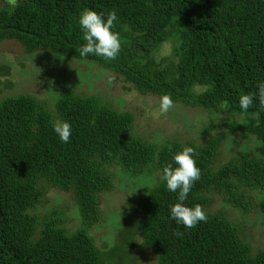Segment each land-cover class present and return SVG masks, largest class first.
I'll list each match as a JSON object with an SVG mask.
<instances>
[{
  "label": "trees",
  "instance_id": "16d2710c",
  "mask_svg": "<svg viewBox=\"0 0 264 264\" xmlns=\"http://www.w3.org/2000/svg\"><path fill=\"white\" fill-rule=\"evenodd\" d=\"M85 9L105 20L116 11L113 30L122 40L117 59L80 56L78 49L86 42L78 20ZM4 39L16 40L25 52L42 49L92 61L140 93L168 94L188 106L242 115L220 125L243 139L253 136L256 154L237 152L211 169L217 137L188 145L195 149L201 178L184 203L204 208L206 192L215 191L245 211L244 189L264 190V108L258 97L247 111L239 104L242 94L258 92L264 82V0H22L11 13L0 9ZM165 42L175 60H155L153 54ZM53 110L55 119L27 94L0 100V264H102L86 227L98 216L97 193L111 185L100 165L112 163L133 175L159 174L137 222L157 264H264V249L248 254L237 227L218 211H205L207 222L191 229L171 218L178 192H170L160 177L165 166H176L174 154L187 145L126 139L132 115L92 97L60 92ZM57 120L71 124L70 142L54 132ZM39 181L72 190L81 226L67 232L55 217L39 221L28 213L40 200ZM257 207L264 216V196Z\"/></svg>",
  "mask_w": 264,
  "mask_h": 264
},
{
  "label": "rangeland",
  "instance_id": "374dc122",
  "mask_svg": "<svg viewBox=\"0 0 264 264\" xmlns=\"http://www.w3.org/2000/svg\"><path fill=\"white\" fill-rule=\"evenodd\" d=\"M153 55L155 60H175L169 42L162 43ZM60 92L92 97L115 111L130 113L132 119L124 132L126 139H138L153 146L172 141L197 147L209 137H217L211 169L237 152L256 154L257 141L253 136L243 139L220 125L232 117L241 120L242 115L188 106L178 101L162 115L159 96L140 93L122 76L92 61L67 58L42 49L29 53L16 40L0 41V100L27 94L39 101L55 119L53 102ZM100 167L109 175L111 185L97 193L98 216L86 231L101 255L102 264H157L156 253L143 243L137 222L143 198L159 174L151 171L133 175L114 163ZM37 187L41 196L39 202L28 209L30 215L39 221L55 217L57 224L67 232L82 225L71 189H60L45 181H39ZM206 194L209 204L203 209L210 213L218 211L234 224L248 254L264 249V216L257 207L264 190L244 189L243 200L248 202L245 211L227 203L215 191Z\"/></svg>",
  "mask_w": 264,
  "mask_h": 264
},
{
  "label": "clouds",
  "instance_id": "9594fccd",
  "mask_svg": "<svg viewBox=\"0 0 264 264\" xmlns=\"http://www.w3.org/2000/svg\"><path fill=\"white\" fill-rule=\"evenodd\" d=\"M21 2L22 0H0V9H6L11 13ZM117 21V13L114 10L108 13L105 20L102 14L85 9L78 20L83 32V40L86 42L78 49L80 56L87 57L91 54L109 61L117 59L122 50L121 36L113 30ZM257 97L259 105L264 108V82L258 84V92L240 96L241 109L247 111L253 105L254 98ZM173 107L174 101L170 95L161 96L159 111L162 115H166ZM53 130L62 142H70L72 127L69 122L57 120L53 123ZM173 160L176 166L173 167L172 164L165 166L160 177L166 182L170 192H178V202L171 206L170 216L177 224H182L185 228H195L200 222L208 220V215L202 205L196 204L190 207L184 203L195 182L201 178V169L197 166L195 149L186 146L174 154ZM174 234L181 238L184 235L180 231Z\"/></svg>",
  "mask_w": 264,
  "mask_h": 264
}]
</instances>
